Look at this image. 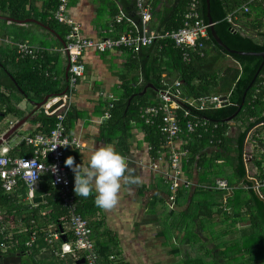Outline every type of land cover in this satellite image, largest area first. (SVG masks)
Here are the masks:
<instances>
[{
	"label": "trees",
	"instance_id": "16d2710c",
	"mask_svg": "<svg viewBox=\"0 0 264 264\" xmlns=\"http://www.w3.org/2000/svg\"><path fill=\"white\" fill-rule=\"evenodd\" d=\"M34 1L0 0V14L14 20L39 18L44 25L53 29L57 36L55 41L61 47L68 27L58 24L54 19L53 12L58 0H43L41 11L37 13L34 12ZM187 3L188 0H170V10L166 17L173 19L176 17L177 21L172 27L166 24L163 30L176 29L182 25ZM244 4H248L249 12L237 15L238 18L235 22L238 24V28L233 29V24L227 21L226 16ZM151 6L154 9L152 3ZM121 8L125 18L122 22L115 23L113 17L111 22L113 36L128 30L132 26V22L138 23V18L134 14V2L128 3L127 6L121 3ZM199 11L205 22H208L206 0H199ZM209 11L214 30L229 48L242 51L264 50V0L250 2L249 0H209ZM118 12L115 10L113 16ZM208 33L212 51L207 52L203 57L193 56L189 62L182 60L180 52L168 39L141 48L138 53L139 58L131 60L134 62L131 70L137 69L138 74L132 75V78L128 79L125 78L126 76L122 77L120 94L114 101L113 107L110 109L111 116L103 123L101 131L106 138H117L118 151L121 154H126L131 124L132 122L139 124L144 130L145 140L151 148L150 154L156 157L158 152L165 149L163 138L156 125H146L139 117L140 105L152 104L149 98L153 97L156 91L148 88L144 95H135L127 107V100L133 93L140 91L147 83L153 84L156 89L161 88L163 73L165 74L166 71L178 75L181 88L188 97L211 93L227 94L229 92L228 103L222 107L192 113L193 117H203L208 120L206 130L199 128L195 132L187 134L185 122L189 117L183 119L182 113H179L181 126L179 136L181 135L185 142L183 147L188 149V156L186 159H182L181 167L188 179H193L195 174L197 183L189 188H179L177 203L181 201L182 204L184 201L186 207L171 211V216L181 217L185 224L183 228L188 231L196 224V218H209L215 208L217 213L223 214V221L229 227L227 230H222L223 232L220 234L224 235L225 232L238 234V237L232 242L214 243L212 249L197 241L199 245L196 248H200L204 253L201 258H193L191 253L194 250V238L198 240L200 238L198 235L194 236V233L186 235L185 232L183 244L187 262L191 264H264V202L257 196L250 181H242L246 188L242 185L233 186L235 182L243 179L246 173L245 165L251 162L258 170L256 179L260 184V194L264 197L263 156L252 154L247 155L250 157H244L242 151L247 129L264 120V65L253 85L247 90L244 103L233 119L241 121L244 129L235 139L236 146L232 147L233 139L226 136L229 123L224 119L232 115L241 103L242 94L257 71L261 58L254 55L228 53L215 43L209 29ZM227 56L235 60L236 64H224L223 60ZM63 61L60 52L45 53L41 59L35 61L17 57L13 48H8L4 52L0 51V91L3 89L6 92L1 91L0 93V105L5 106L3 114H12L21 118L24 116V110L17 107L21 100L26 99L36 103L41 102L45 96H55L64 92L67 87V79L64 76ZM139 77H141L140 81ZM258 83H261L260 92L254 97L255 86ZM74 118L73 112L69 111L64 121L67 133ZM28 120L33 124H39L37 132L48 133L55 125L56 117L55 115H46L42 107H39L33 110ZM214 125L216 126L214 127ZM257 140L259 138L254 136V141ZM10 155L29 156L31 147L21 141ZM225 166L232 169L230 174L224 175ZM68 170L74 191L72 170L69 167ZM217 178L227 179L232 189L225 191L212 188L210 185ZM50 180L48 174L41 177L35 196H41L42 200L36 204L35 208H29V205L23 202V197L26 194L23 183H19L10 193H5L0 187V215L3 218L0 220V245L5 244V248L0 247V257L18 255L17 257L22 259V255L38 250L44 244L43 234L49 225L58 229L62 228L65 240L72 239L70 230L65 228V224L68 222L66 210L62 207L57 190L51 186ZM229 192H231L230 195H228ZM211 195L220 198L223 195L227 196L224 202L221 199L210 203L208 199ZM234 201L236 204L233 206ZM76 206L77 211L87 220L91 229L102 224L96 219V212L100 208L94 203V195L87 199L76 195ZM203 206L206 207V210L202 209ZM228 208L231 209V213L227 212ZM47 210H49L48 213L41 214L42 211ZM8 215H13L16 224L20 221L23 222L24 229L16 228L12 234L6 225L4 229L3 224ZM197 229L201 230L199 227ZM33 233L37 236V240L29 247L26 242ZM62 235L57 240L58 244L62 242ZM99 247L97 246L96 249L106 264L112 250H109L108 246L105 250ZM174 249L176 253L181 252L178 247Z\"/></svg>",
	"mask_w": 264,
	"mask_h": 264
},
{
	"label": "crops",
	"instance_id": "0c3cea01",
	"mask_svg": "<svg viewBox=\"0 0 264 264\" xmlns=\"http://www.w3.org/2000/svg\"><path fill=\"white\" fill-rule=\"evenodd\" d=\"M131 2H134V0H67V7L69 16L79 24L81 34L85 37L97 38L112 36L108 30L114 17L113 13H115V10H117V12L119 10L123 11L121 8V3L127 6L128 3ZM149 2L150 4L152 3L154 8L152 9V19L149 23L150 27L156 31H162L166 24L172 27L177 19L176 17H174V19L172 17H166L168 11L170 10V0H149ZM42 5L43 0H35L34 12L37 13L41 11ZM134 14L137 16L135 10ZM238 14L241 13H237V15ZM237 18L238 16L236 17V20ZM33 19L41 22L39 18ZM23 20L18 22L0 19V50L2 48H4V50H8V48L14 49L17 42H28L32 45L48 49V51L44 49L45 51L43 56L45 53L50 54L60 52L61 57L64 60L62 63L66 66V57L61 51H59L60 47L55 41L57 36L53 29L47 25H44L42 22L41 23L43 25L34 21L24 22ZM21 33H26V35L19 36ZM30 33H34V35H36L40 41H45L47 44L33 43L28 38ZM6 43H10V46L6 45ZM211 51L212 46L207 52ZM139 52L132 54L123 49H114L104 53L93 50L84 52L83 60L85 64V72L77 82V85L71 96V108L69 111L73 112L75 118L71 122V128L68 132L70 136H74L77 139L80 146H73L67 149L64 160H66L68 156H72L74 157L75 163L79 164L82 162V155H86L91 148L98 147L100 145H111L116 149V151H118V139H109L103 135L104 133L101 131L102 125L108 119L101 121V118L104 111L106 110L108 95L112 96V103L117 100L120 94V84L122 77L126 76L125 78L128 79L129 77L132 78V75L136 76V74H138L137 69L134 71L131 70L134 66V62L131 60H133V58H139ZM232 61L233 62L228 65L236 64L235 60L232 59ZM163 75V79H165L167 82H171L175 78H179L177 74H173L172 72L169 73L168 71H166L165 74L163 73ZM140 79L141 77H139V81ZM256 88H259L260 92L261 83H258L255 86V89ZM157 90H155V95L149 98V101L151 100L152 104L140 105L139 117L141 120L142 118L140 116V111L142 107L153 105L158 102ZM1 91L4 92L5 90L1 89ZM140 91L133 93L131 95L132 97L130 96L131 100L135 95H139L138 93ZM258 93H255L254 90V97ZM221 95L224 96V94ZM51 97L54 96H49V98ZM27 104H31L32 108H29ZM129 104L127 100V107ZM42 105L40 107H42ZM17 107L24 110L23 117L27 118L12 136L4 140V144L9 147L10 154L11 151H13V149L16 148L22 141L21 138L26 134L37 132L36 129L39 125L33 124L28 120V117L33 112V110L37 109L35 104L31 102L29 103L28 100L23 99L17 104ZM4 111L5 106L0 105V123L3 121L2 124L5 126L0 128V134L2 136L10 127L23 118H17L12 114L4 115ZM176 113L180 122L179 113L183 114V111L181 109H177ZM6 119H8L7 122ZM233 119L230 121H225L229 123L226 136L233 139L231 145L232 147H235V139H237L239 133L242 132L244 127L241 121H235ZM254 136L258 137L259 140L254 141ZM127 141L128 152L122 155L125 157L126 163L128 165V174L140 177L141 182L138 184L123 186L119 194V202L114 209L110 211L99 209V211L96 212V219L97 221H101L102 224L94 226V228L91 229L92 239L95 243V247L100 246L99 248L105 250L108 246L109 250H112L110 255H113L114 259H108L106 264H191L186 261L187 255L185 252V246L183 244V240L185 239L184 234L186 232V229L183 228L185 226L184 221L181 217L178 218L176 216H171V211L184 209L186 207V203L184 201L182 204L181 201L179 203L176 202V206L173 210L168 209L167 196L169 189L168 184L163 178V173L166 170L167 165L162 159L165 156V149L158 152V156H152L150 154L151 148L145 140L144 130L139 124L134 122L131 124L130 135ZM182 142L183 139L180 135L179 139L177 140V145H182ZM208 151H210V149H208ZM242 151L244 155H262L264 160V120L247 129L243 139ZM118 152L121 153L120 151ZM245 166V174L256 179V175L258 173L257 168L251 162H248V164ZM224 169V175L230 174L232 172V169L228 166H225ZM183 175L188 178L184 172ZM72 178L74 180L73 172ZM196 178L197 177L194 174L193 179H189V181L193 183L192 185H196ZM243 180L247 181V179H245L243 176V179H241L239 182H235L233 186L237 187L242 185L244 188H246L245 185H243ZM256 181L259 191L260 184L257 179ZM213 185L214 182L210 186L214 188ZM252 187L254 189L253 184ZM230 194L231 192L228 193V195ZM226 196L227 195H223L222 198H220L218 196L214 197L211 195L208 201L212 203L213 201L215 202V200L220 201L222 199L224 202ZM37 197H40L42 200L41 196H35L34 194L32 201H29L27 199L26 191L25 197H23V202L26 205H29V208H35L36 204L41 201H34V199ZM235 204L236 201L233 202V206ZM202 209L206 210V207L203 206ZM227 210V212L231 213L230 208ZM216 211L217 210L214 208V213L209 218H196V224L192 229L188 230L190 233L186 232V235L194 233V236L198 235L200 238V240L194 238V250L191 253L193 258H201L204 253V251L200 248H196L199 245L197 241H199V243H204L205 246H207L209 249H212L214 243H220L223 241L232 242L238 237L237 233L225 232V234L223 233L224 235L220 234L223 232L222 230H227L229 227L227 223L223 221V214L217 213ZM48 212L49 210L42 211L41 214L43 215ZM1 219L3 218L0 215V220ZM7 223H12V225L14 224L15 229L16 227L19 230L24 229L23 222L20 221V223L17 225L13 215H8L7 220L3 224V228L5 225L6 228L8 227ZM65 225V228L67 227L69 230L68 224L66 223ZM178 227H181V229H178ZM197 227H199L201 230H198ZM183 231L184 233L180 234ZM10 233L12 234V231H10ZM36 240L37 236L35 235V241ZM43 241L44 244H42L38 250L33 251V255L38 253L39 259V262L35 264H72V262L75 264V260L82 258L79 257L74 259L70 254H66L64 258H58L52 253V247L49 246L45 240ZM59 245L60 244H58V241L53 243L54 248H58ZM175 247L181 249V252L176 253V250L174 249Z\"/></svg>",
	"mask_w": 264,
	"mask_h": 264
},
{
	"label": "built area",
	"instance_id": "2783aa9c",
	"mask_svg": "<svg viewBox=\"0 0 264 264\" xmlns=\"http://www.w3.org/2000/svg\"><path fill=\"white\" fill-rule=\"evenodd\" d=\"M134 4L138 18L137 24L132 22V26L128 30L115 36L90 38L81 34L79 24L69 16L67 0H58L53 12L54 19L68 27L63 45L59 48V51L65 55L66 62L69 63L67 87L62 94L49 98L42 105L46 115H55V125L48 133L34 132L21 138L26 145L31 147L29 156H11L9 147L4 144V140L0 143V187L5 193L14 191L19 183H23L27 191V199L32 201L41 177L44 174L50 176V184L56 188L62 207L66 210L68 228L72 234L70 241H62L58 248H54L53 243L64 232H60L55 226H49L44 231L45 242L52 247V253L58 258H64L66 254H70L74 259L82 257L85 264H105L95 247L87 220L77 211L76 194L72 190L71 178L64 160L67 149L80 146L77 139L67 133L64 121L71 108L72 93L85 72L84 52L93 50L104 53L114 49H123L135 54L143 47L168 39L180 52L182 60L189 62L193 56L203 57L212 46V43L209 42L208 29L213 23L205 22L201 17L199 0H188L180 27L162 31H156L150 27L152 7L149 0H134ZM247 12H249V6L244 4L238 10L229 13L226 19L233 24V29H237L238 24L235 22L237 13ZM124 18V12L119 10L114 16V21L120 23ZM108 31L112 33L111 24ZM14 49L17 57L31 60L40 59L43 57L44 51H48V49L28 42H17ZM258 92L259 88H256L255 93ZM229 94V92L224 94L225 99L221 98V94L188 97L181 88L179 78H175L171 82L162 79L161 88L157 90L158 102L142 107L140 116L144 123L156 124L163 138L165 156L162 159L167 165L163 178L169 189L167 196L169 210H173L176 206L179 188H187L193 184L182 172V159H186L188 156V149L183 147L185 142H182L180 146L177 145L181 126L176 110L183 111V118L189 117L185 122L187 134L193 133L199 128L206 130L208 120L203 117H193L192 113L222 107L228 103ZM112 100V96L108 95L106 110L101 121L110 118ZM52 106L55 107L50 110ZM191 116L192 118H190ZM213 187L225 191L231 190L225 178L215 179ZM34 241L35 233L31 235V239L26 242V245L30 247ZM0 247L5 248V244L2 243ZM109 259H114V256L110 255Z\"/></svg>",
	"mask_w": 264,
	"mask_h": 264
},
{
	"label": "clouds",
	"instance_id": "9594fccd",
	"mask_svg": "<svg viewBox=\"0 0 264 264\" xmlns=\"http://www.w3.org/2000/svg\"><path fill=\"white\" fill-rule=\"evenodd\" d=\"M65 165L74 173L75 194L85 199L94 195L95 205L105 211L117 206L123 186L141 182L128 174L125 157L111 145L91 148L79 164L68 156Z\"/></svg>",
	"mask_w": 264,
	"mask_h": 264
},
{
	"label": "water",
	"instance_id": "95a60500",
	"mask_svg": "<svg viewBox=\"0 0 264 264\" xmlns=\"http://www.w3.org/2000/svg\"><path fill=\"white\" fill-rule=\"evenodd\" d=\"M206 7H207V10H206V17L208 19V22L209 23H212V18H211V15H210V11H209V0H206ZM0 19H4V20H11V21H21V20H14L10 17H6V16H2L0 15ZM24 22H29V21H34V22H37L41 25H43L41 22H38L37 20L33 19V18H27V19H24L23 20ZM209 31H210V34L212 36V38L214 39L215 43L218 44L220 47H222L225 51H227L228 53H236L238 55H254V56H259L261 58V63L259 64L258 68H257V71L255 72L251 82L249 83L248 87L246 88V90L243 92L242 94V98H241V103L238 105L236 111L228 116L227 118H225L224 120L225 121H230L232 120L236 115L237 113L240 111L241 107H242V104L244 103V100H245V97H246V93H247V90L253 85L256 77L258 76L262 66L264 65V50L263 51H242V50H235V49H231L229 48L220 38L219 36L217 35L216 31L214 30V27H213V24H211V26L209 27ZM68 68H69V63H66V66H65V78L67 79V72H68ZM13 79V78H12ZM14 81V79H13ZM148 88H151V89H155L157 90L153 84L151 83H147L143 89L138 93L139 95H143ZM18 89L21 91V89L18 87ZM132 97V96H131ZM131 97L128 99V104L130 103L131 101ZM49 98V96H45L44 99L41 101V102H31L33 104H35V107L39 108L42 104H44L47 99ZM222 99H225L226 97L225 96H222L221 97ZM55 106H52L50 108L53 109ZM26 118L27 117H23L22 119H20L19 121H17L12 127H10L5 133L4 135L2 136V138L0 139V143L2 142V140H6L8 139L10 136H12L16 131L17 129L26 121ZM244 178L251 181L252 184L254 185V190L256 192V194L258 195V197L264 202V198L259 194V191H258V184H257V181L256 179L252 178V177H249L247 174L244 175ZM41 200L40 197H37L34 199V201H39ZM59 231L62 232L63 229L62 228H59ZM62 240L65 241V237L64 235H62ZM84 263V259L83 258H80L78 260H76L75 264H83Z\"/></svg>",
	"mask_w": 264,
	"mask_h": 264
},
{
	"label": "rangeland",
	"instance_id": "374dc122",
	"mask_svg": "<svg viewBox=\"0 0 264 264\" xmlns=\"http://www.w3.org/2000/svg\"><path fill=\"white\" fill-rule=\"evenodd\" d=\"M0 30H1V25H0ZM263 30H264V27H263ZM1 33V32H0ZM35 33V32H34ZM34 33H30L29 35H28V38L30 39V41H32L33 43H35V44H47L45 41H40V39H38L37 37H36V35H34ZM23 35H26V33H21L19 36H23ZM6 45H9L10 46V43H6ZM1 52H4L5 50H4V48H2L1 50H0ZM233 61H232V59H231V57H229V56H227V57H225L224 58V60H223V63H225V64H230V63H232ZM30 103V102H29ZM28 105V107L29 108H32V105L31 104H27ZM9 119V118H8ZM8 119H6V122H7V120ZM3 122V121H2ZM2 122L0 123V128H3V127H5L3 124H2ZM22 132V131H21ZM18 225V224H17ZM7 226H8V228H9V230L10 231H14L15 230V227H14V224L12 225V223H7ZM17 228V227H16ZM187 233H190V231H186ZM184 233V231L183 232H181L180 234H183ZM8 245V244H7ZM5 250V249H4ZM3 250V251H4ZM33 251H32V254H26V255H22L21 257H22V259H20V258H18L17 256L18 255H13V256H7V257H0V264H21L22 262L24 263V264H35V263H38L39 262V259H38V253L36 254H34L33 256ZM181 259H182V257H181ZM74 262H72V264H73Z\"/></svg>",
	"mask_w": 264,
	"mask_h": 264
}]
</instances>
